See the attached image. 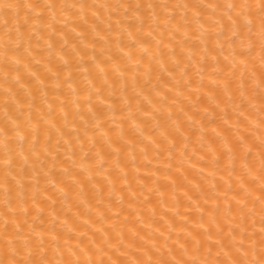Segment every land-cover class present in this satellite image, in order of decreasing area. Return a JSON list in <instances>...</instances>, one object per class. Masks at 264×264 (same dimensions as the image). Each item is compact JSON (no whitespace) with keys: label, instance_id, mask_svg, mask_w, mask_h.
Returning a JSON list of instances; mask_svg holds the SVG:
<instances>
[{"label":"bare ground","instance_id":"bare-ground-1","mask_svg":"<svg viewBox=\"0 0 264 264\" xmlns=\"http://www.w3.org/2000/svg\"><path fill=\"white\" fill-rule=\"evenodd\" d=\"M258 2L0 0V262L260 260Z\"/></svg>","mask_w":264,"mask_h":264},{"label":"snow or ice","instance_id":"snow-or-ice-1","mask_svg":"<svg viewBox=\"0 0 264 264\" xmlns=\"http://www.w3.org/2000/svg\"><path fill=\"white\" fill-rule=\"evenodd\" d=\"M0 6L9 7V8L12 7V5H0ZM28 7H32V6L28 5ZM228 7L229 9H232L235 7V5L229 4ZM240 7L243 11L244 9H247L249 6L244 4V5H241ZM256 8L259 10L261 14H264V0H259V2L256 4ZM236 35L237 33H233V36H236ZM259 35H260L261 41H264V18H262L261 20V30H260ZM229 39L231 40V37ZM261 61L264 62V45H262ZM241 63L243 64L244 61H241ZM5 163H7V161H5ZM261 243H264V241H262ZM0 264H3V262H0ZM7 264H21V262L15 259H10L8 260ZM24 264H28V261H25ZM76 264H79V261H77ZM100 264H104V262L101 261ZM237 264H240V262H237ZM248 264H264V252H262L260 260L257 261L254 259L252 261H249Z\"/></svg>","mask_w":264,"mask_h":264},{"label":"clouds","instance_id":"clouds-1","mask_svg":"<svg viewBox=\"0 0 264 264\" xmlns=\"http://www.w3.org/2000/svg\"><path fill=\"white\" fill-rule=\"evenodd\" d=\"M248 23H249V25H251V21H249ZM257 261H258V260H257Z\"/></svg>","mask_w":264,"mask_h":264}]
</instances>
